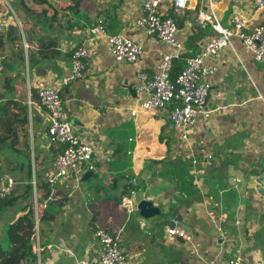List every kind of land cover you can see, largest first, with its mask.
<instances>
[{
  "label": "crops",
  "instance_id": "obj_1",
  "mask_svg": "<svg viewBox=\"0 0 264 264\" xmlns=\"http://www.w3.org/2000/svg\"><path fill=\"white\" fill-rule=\"evenodd\" d=\"M210 7L225 25L234 16L248 18L247 29L264 20L251 0H190L183 11L174 0H161L162 14L176 20L182 15L184 52L178 59L202 50L211 31L198 15ZM11 9L21 26L12 19L0 32V112L15 101L28 108V124L16 146L0 145V179L16 180L12 194L0 201V246L12 248L13 223L26 215L35 219V173L39 198L48 204L39 252L34 227L31 236L37 264L95 259L97 227L118 238L130 264H229L235 255L264 264V64L246 53L242 41L234 37L223 51L208 77L209 116H199L184 138L171 120L172 106L141 108L147 95L137 90L136 66L153 76L162 55L173 50L138 25L141 0H5L1 10L9 16ZM99 24L141 43L140 61H118L106 37L91 33ZM81 46L88 50L86 74L64 84ZM40 80L60 90L72 126L94 146V174L87 179L86 171L48 181L62 147L48 131L49 115L36 93ZM143 199L169 212L141 225L137 208ZM176 216L190 238L167 237ZM29 229L18 233L28 235Z\"/></svg>",
  "mask_w": 264,
  "mask_h": 264
},
{
  "label": "built area",
  "instance_id": "obj_2",
  "mask_svg": "<svg viewBox=\"0 0 264 264\" xmlns=\"http://www.w3.org/2000/svg\"><path fill=\"white\" fill-rule=\"evenodd\" d=\"M141 1L142 13L137 19L138 25L147 28L173 49L162 55L158 69L153 76L136 66L137 90L147 95L141 108L155 111L172 106L171 120L174 126L183 130V136L187 138L196 119L201 115L209 116L210 111L205 108L207 96L211 91L208 77L217 70V64L223 51L231 46L234 37H238L242 41L246 53L264 64V20L252 29H247L250 21L248 18L234 16L231 23L225 25L211 7L200 9L199 22L204 28L209 29L211 34L204 41L202 50L186 60V66L174 82L171 77L174 61L180 58L184 52V42L179 38L177 20L171 15L162 14L161 0ZM188 1L190 0H174V6L178 11H183ZM251 1L256 9L264 12V0ZM3 3L5 4V0H0V32L9 26L12 19H17L12 9L8 10L9 16L1 10ZM16 21L21 26V22L18 19ZM91 33L96 37H106L110 53L118 61L131 64H137L140 61L144 52L141 43L124 34H109L105 26L101 24L94 26ZM28 47L27 41L23 40V48L28 49ZM87 54L88 50L85 46L74 51L70 73L63 78L64 84L85 76ZM36 93L39 103L49 115V134L53 141L62 147L55 155L53 171L49 175L48 181L53 183L59 178L69 177L72 174L79 175L89 169H95L92 162L94 146L78 134L72 126L66 115L60 90L40 80L36 84ZM32 103L33 101L30 99L29 104ZM15 184L16 180L12 176L5 175L0 179V201L12 194ZM31 184L34 190L35 210L33 246L34 250L39 252L41 250L39 232L42 210L48 204L39 198L38 178L35 173ZM95 232L101 245L98 256L95 259L82 260L79 264H130L116 236L100 227H97ZM166 235L169 238L173 236L190 238L187 231L177 225L168 226ZM229 264L249 263L242 255H235L230 259ZM251 264L263 263L256 261Z\"/></svg>",
  "mask_w": 264,
  "mask_h": 264
},
{
  "label": "trees",
  "instance_id": "obj_3",
  "mask_svg": "<svg viewBox=\"0 0 264 264\" xmlns=\"http://www.w3.org/2000/svg\"><path fill=\"white\" fill-rule=\"evenodd\" d=\"M0 46H3V39L0 35ZM186 66V59H176L174 61L171 73L172 80L175 82L179 73ZM8 82V81H7ZM12 107L18 109V113L12 110ZM28 108L21 106L15 101L6 103L0 112V145L9 144L16 146L20 140V133L23 137L27 136ZM27 142H25V145ZM30 228L28 235H20V229ZM34 221L29 215L23 216L10 226L12 234V248L7 249L0 246V264H37L38 256L33 251L31 245V236L33 233ZM26 232V233H27ZM16 233V237L13 234Z\"/></svg>",
  "mask_w": 264,
  "mask_h": 264
},
{
  "label": "water",
  "instance_id": "obj_4",
  "mask_svg": "<svg viewBox=\"0 0 264 264\" xmlns=\"http://www.w3.org/2000/svg\"><path fill=\"white\" fill-rule=\"evenodd\" d=\"M176 17H177V22L178 24L180 25L181 24V18H182V15L180 14H176ZM210 95V92L207 96V99ZM207 101V100H206ZM69 121L74 124V121L70 120ZM94 174V170L93 169H89L84 178L83 179H87L88 177L92 176ZM138 212H139V220L141 222V225H145L148 221V219L154 217V216H157L159 214H163V213H168V209L163 206V205H156L152 200H148V199H143L141 200L139 203H138ZM180 223V225L182 227L184 226H187L184 222H182L181 220V217L180 216H176L174 218H171L170 220V223L171 225H176L177 223Z\"/></svg>",
  "mask_w": 264,
  "mask_h": 264
}]
</instances>
